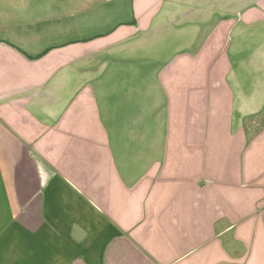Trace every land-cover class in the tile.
<instances>
[{
  "label": "crops",
  "instance_id": "obj_1",
  "mask_svg": "<svg viewBox=\"0 0 264 264\" xmlns=\"http://www.w3.org/2000/svg\"><path fill=\"white\" fill-rule=\"evenodd\" d=\"M0 264H264V0H0Z\"/></svg>",
  "mask_w": 264,
  "mask_h": 264
}]
</instances>
